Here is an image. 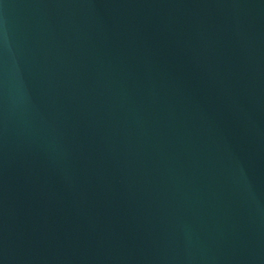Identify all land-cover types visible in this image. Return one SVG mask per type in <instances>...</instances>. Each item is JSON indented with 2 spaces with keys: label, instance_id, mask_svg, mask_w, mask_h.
Segmentation results:
<instances>
[{
  "label": "water",
  "instance_id": "95a60500",
  "mask_svg": "<svg viewBox=\"0 0 264 264\" xmlns=\"http://www.w3.org/2000/svg\"><path fill=\"white\" fill-rule=\"evenodd\" d=\"M0 264H264V0H0Z\"/></svg>",
  "mask_w": 264,
  "mask_h": 264
}]
</instances>
